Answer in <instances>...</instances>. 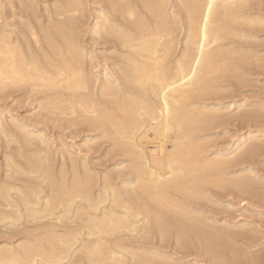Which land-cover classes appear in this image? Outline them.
<instances>
[{"label": "bare ground", "instance_id": "bare-ground-1", "mask_svg": "<svg viewBox=\"0 0 264 264\" xmlns=\"http://www.w3.org/2000/svg\"><path fill=\"white\" fill-rule=\"evenodd\" d=\"M119 1L120 3H122L121 0ZM172 1L174 0H142L141 2L143 3V6H145L144 8H147L148 13L151 15L153 22H150V19H147L145 15L143 16L144 13L142 14L143 17L138 18L139 17L138 15L141 12L139 11L138 13L137 7H134V5L133 6L129 5L130 2H128L129 3L128 5L124 2L122 6V4L121 5L116 4L117 2L116 0L115 3L111 2L112 5L114 4L113 8H115V4H116L117 5L116 11L119 10V13L117 14L121 13L123 18H124L123 15H125L127 17L126 20L128 19L127 24L130 23L132 26H134V28L131 29L132 27L131 25L130 28H126V26L124 27V25L121 23H116L110 27H105L107 23L106 20L109 19V18L107 19V16L102 17V20L98 23V25L95 24V27L97 26L99 32H101L102 31L101 28H103L104 31L108 33V36L113 37L115 40H117L116 42H118V44H120L123 48H125V51L122 48L123 49V52L121 54L122 57L118 54V57L120 56V58H122L121 61L122 64H120L121 66L119 67L117 65L119 67V70L117 67H116L117 70L114 69L116 70L117 73L118 72L121 73L120 77L118 76L119 73L117 75L116 73L111 75V72L114 71V70L110 71L111 68L109 69L108 72L107 70H105L104 72L101 71L103 73L102 79L100 78L101 75L99 76V73L98 75H96L94 72L92 73L91 69H89L91 70L90 72H87L88 70H85L84 68L85 59L83 57L85 55L82 57L83 52H81L83 48L80 49V47L78 48L74 47L73 40L70 41L69 43L65 42L63 44V48L66 44L65 46L67 48L66 51L68 52L69 55L67 54L65 55L66 51L65 49H63L65 52L64 55L60 57L61 58L59 59L60 61L58 60L59 62L57 63L55 61L54 63L56 64L47 67L48 65L45 64L46 62L44 63V65L46 66H42L43 63H39L38 58L37 61L39 65H37L38 63L35 60L37 56L35 57L33 56L35 54L30 53V56L32 57L27 55L30 57L27 58V56L25 57L22 54L23 51L17 52L16 51L17 49H15L17 47V44L15 45L16 47L11 46L9 39H6L7 36L5 37V34L2 35L3 36L2 38H0V85L2 86V84L4 83L20 85V82L32 81L33 83H29L32 85L31 90L33 84H35L36 86L40 85L41 86V87L39 86L40 88L42 87L44 88L43 95H45V92H47L45 89H47L49 95L47 94L48 100L46 102L45 99V102L49 105V108H47L48 105L44 107L46 103H44L45 105H43L42 102L39 103L40 107H42L41 106L42 104L44 108L52 110L51 112L60 111V113L64 115H66L67 113L68 114L73 113V115L78 114L79 116H81L82 119V121L79 122L81 123L83 122L82 124H84V126L88 125L89 123L90 126L91 125L93 126L91 127V129L94 128L95 130L96 127V130L98 132L100 131L99 129H102L104 132L103 133L104 136L102 134L101 136L108 138L110 137L111 139L110 138L109 139L111 141H114L113 143L114 145L111 143L112 146H114V150L113 149L112 150L114 152L128 156L129 158L128 161H130L129 162L130 164L128 166L124 165L126 164L127 160L125 163L123 162L124 164L123 163L122 164L124 165L126 170L129 171V173L133 174L132 176L131 175L127 176V179L122 180L124 184L122 185V183H120V186L113 183L114 181L109 179L110 177L107 178L108 176L107 177L105 176L106 178L103 179L102 184H97L98 183L97 175L94 178L93 177L94 175L92 176L91 172L89 174L88 173L89 171L87 170H86L87 172L83 173L85 169L81 170V172L83 173L81 174L80 171L77 170L79 167L76 165V163H74L76 161L72 160L73 161L72 164L74 163L73 165H76L75 167L76 169H73V173L71 174L72 178H69L68 177L69 173L67 175L65 171L62 173L58 172L62 177V184L60 186L59 183V187H58L55 176H53L52 173L53 172L52 163H54V161L51 159L52 157H50V155H49L50 158L48 156H45L47 151H49L48 153H52L53 151L51 152L49 147H48L49 149L47 148L48 150L45 148L47 150L44 153L45 155L43 154L44 151L42 152V154L45 157L44 156L41 158L33 157L34 160L36 159L38 160L32 162V164H31V159H32L31 156L30 157L31 159L27 163L28 166H26V168L29 167V164H31L30 167L32 168H34V166H36L37 164L38 165L44 164V167L46 166L47 169L45 168L46 170H44L43 172L46 171L47 175H45L43 172L41 173H43L47 177L46 182L44 180L46 185L45 183L39 182V184L42 185L44 184V186L43 187L40 186V188H38L36 184H38L39 180L38 181L36 180L37 183L36 184L34 183L36 187L34 186L35 188L33 190L29 188V191H31L29 195L27 192H25L26 194L24 193V191L21 189L22 187L20 188L22 191L20 190V192H18L19 190L17 189L18 190L17 191L15 189L18 188V185L16 184L15 185L17 187L13 183H12L13 185L10 184L12 187L14 186L12 189L11 186L8 187L9 186L8 182L7 183L4 182L6 183L5 185L2 182L0 183V198L3 199L6 202L5 204L7 205L6 206L5 204H3L4 207H7L9 209L13 208L12 212L11 211L7 212V210L9 211V209L7 210L5 209L6 212H0V222L3 223L9 221V223L10 222L15 223L17 221L24 219L23 220L25 221L24 225L23 226L21 225L23 228L20 229L18 227L19 231L17 230L16 233L22 232L21 235H23V233L25 232L24 234H26V237L25 236L23 237L25 238L24 241L19 242L18 245L13 246L11 243V245L7 244V246L5 245V247L4 246L0 247V264H153V259L157 257V254H160L159 252H157L158 250L157 251L153 250V252H155L156 255L155 253L152 254L150 251H152L153 248H147L148 250L146 251L145 250L146 247H142L139 244L136 245V242L134 240H142V239L148 240L151 238V236L154 235V233L155 234L158 233L156 235H159L162 241L163 240L166 241L165 240L166 237L168 238L167 236L168 229L172 225L176 228V238H177L176 240L178 242L177 243L178 245L184 243L182 241L186 237L188 236L190 237L192 235L199 240L198 241L196 239L198 242L201 241L203 243L201 245L203 246L205 245L203 241H206L209 250L210 248H212L210 252L213 251L214 254L217 253V250L215 252V247H212V244L215 242L213 243L211 242L212 243L211 245L207 243V239L210 238L209 237L210 232L209 233L206 232L207 228L204 227V225L200 224L197 217L194 216L196 213L194 214V212L192 211L193 208L191 207L192 210H190L188 208V204H187L188 202L187 203L183 202L182 198H184V196L185 197L187 196L190 199L192 198L202 199V196L205 193V192L203 193V191L204 190L207 191L208 184H212V185L217 184L216 186H218L219 183L221 184L228 181L229 177L226 178V175L228 176L227 173L230 171L228 170L226 173L224 172V169L226 167V164H228L226 161L230 155L227 157V159L226 156L223 157V153H221L222 156H220L219 153H217V155L215 153L216 156L209 157L210 151L206 152V150L208 149L210 150V148L207 146L208 144H206L208 148L206 149L205 140H204L205 136H203L205 134L204 131L207 130V129L205 130V127H207L210 130L209 124L212 121H214L213 119H215L214 118L215 114L218 115L219 114L218 112L222 113L221 112L222 110L219 108L218 103H216L218 105L217 107L219 108L218 112L216 113L218 108L217 109L214 108L215 106L212 107L213 109L216 110L214 111L212 110V108L209 107L210 104L205 103V101L203 103L202 101L205 100L207 96L209 97V95L212 93V90L216 89L215 87L219 86V83L221 81L220 78L222 79L224 78L222 77L224 76L222 75L223 72L227 71V70L224 71V69H226L228 64H230V66L232 65L231 63L234 62L232 60L236 59L235 62H237V60L239 61L237 63L234 62V64L236 65L242 63L240 61H244L246 59L243 54H240L241 56L238 55L239 52H241V50L238 51L236 48L233 49L231 48V50H228V48H226V46L227 45L229 46V44L231 43V39L229 43L227 42L228 44H226L225 42L226 40L228 41L229 37L231 36L232 38L233 36L234 37L237 36L238 38L236 39H239V37L242 39H246L249 36L251 37L252 34L245 32L243 28L242 29L240 28L241 26L247 28L248 30L249 28L251 29L257 27L258 25L256 24H259V26H261V24L264 25V21L261 20L263 16L261 17L259 15L260 18H258L259 17L258 15L251 14L252 12H254V9L258 7L259 4H261V2H263V0L262 1L261 0H175L176 5L179 6L180 9L181 8L183 9L182 12L184 14V21L186 19L185 22H187V26L185 30L186 33L185 35H183V37L185 36L184 42L182 41H181L182 43L180 42V44H183V46L179 51L180 53H178V55L175 53L178 51V47L180 45L179 44L180 39L178 36L180 35L181 31L179 32V29L180 28L183 29L182 28L183 26L181 27L182 18L180 19L179 13L175 10H172L171 7H169L170 2L171 4L173 3ZM69 2L70 3H65L66 6L65 4H63L62 6L60 5L61 7L59 8L60 10L58 11L60 13L59 15H63V14L66 15L68 13H72V12L74 13L77 11L76 6L78 5V3L74 2L76 4L75 6L72 1ZM125 4L127 5V8ZM108 5L110 4L108 3ZM143 6H140L141 7L140 9H143L142 8ZM253 6L256 7L251 9ZM250 9L252 10L251 13H250L251 11ZM121 14L119 16H121ZM68 15L70 16V14ZM75 19H77V17H75ZM73 20L71 17V19L69 18V20L67 21L68 23H70L69 27L71 28L74 26V25L71 26ZM122 21L124 23V20ZM56 23L58 24L59 21ZM111 23L114 22L111 21ZM234 25H236V27H239L240 25L239 29L235 28ZM246 25L248 26L246 27ZM249 25H251V27ZM252 25L255 27H253ZM60 26H61L60 24H58V26L55 25V31L56 30L59 31L56 27L59 28ZM67 28L68 27L66 28L64 27V30ZM73 29L74 27L72 28V30ZM67 31L69 33L68 29ZM67 31L65 30L66 33ZM40 32H43V30L42 31L39 30V33ZM63 32L60 31L59 33L62 35L60 34L59 35L64 36V38H66V33L64 34ZM182 32L184 33V30ZM44 35H45L44 39H46L47 38L46 32ZM59 35L57 34V36ZM252 37H254L253 39H256L255 36ZM50 40H52L51 41L52 43L53 40L56 39L53 38ZM238 41L240 40H237V43H239ZM48 42L50 43V41ZM244 42H247L248 44V41H244ZM45 43H47L46 40ZM233 43L234 42H232L229 47H231ZM67 44L69 45V47H67L68 46ZM57 45H59V43L54 45L55 49H53L56 50L54 51L55 56H57L56 55L57 50L59 51L62 50V48L59 49L60 47H62L61 46L62 44L59 45L60 47L58 49L56 48ZM78 46H80V44ZM246 48L247 50L251 49L248 47ZM247 50H245L244 52H246ZM60 53H62V51H60ZM249 53H252V51H250ZM43 54L41 53V55ZM253 54H254L253 57L255 58L261 57L259 53L256 56H255V52H253ZM259 58H256L258 59V63L264 60V59L259 60ZM44 61L46 60L44 59ZM47 63L52 64L53 62L48 61ZM239 67H241V65H239L237 68ZM235 68L233 70L234 75L237 73L235 72L236 71ZM113 75L118 77L116 78ZM240 76H241V72H240ZM225 79H227V76L225 77ZM218 80L219 83H217ZM34 88L37 87H33V90ZM218 88L220 90V87ZM221 90H222V86H221ZM41 91L39 90L38 92ZM219 92L220 91H218V93ZM212 96L213 95H210L209 99H211ZM41 99L43 100V98ZM208 101L206 100V102ZM210 101L213 102L212 99ZM251 112L253 113V111ZM71 116L70 118L73 117ZM54 119L55 118H53V120ZM83 119L86 123L87 122L88 123L85 124ZM216 122L211 123L212 128L214 127L213 124H215ZM4 130L5 128H3V132H6L5 135L7 134L8 131H10L7 128L6 131ZM201 132L203 133V135L201 134ZM36 133L34 134L33 130H30L28 132V134L32 137V139L33 136L36 135ZM246 135L242 137L239 142L240 145L239 147H241V149L238 148L240 154H243V152L245 151L242 148V146H245V142L246 141L249 142L248 140L251 141V138L253 137L252 135L250 136H246ZM30 136L28 137L31 139ZM40 136H42V134ZM208 136L206 137V140L209 138ZM10 137L13 138L12 136ZM14 137L16 138L15 135ZM16 140L14 141L13 139L14 142H16ZM28 140L27 142H29ZM94 142L92 140V143ZM254 142L253 144H251V146L254 145ZM17 143H19L18 140ZM238 149L236 151H238ZM32 151L33 150L30 151V154ZM212 151H214V149ZM246 151L250 153L249 150L246 149ZM35 152H39V150L34 151V153ZM220 152H223V150L222 151L220 150ZM252 152H253V148H252ZM206 153L208 154V156ZM235 153L237 154V152ZM39 154L40 156L42 155L41 153ZM232 156L235 157L234 155L231 154L230 157ZM233 157L232 159H234ZM240 157L241 156L239 155V158ZM51 160L53 161L52 163ZM235 160L237 161V159H234V161L232 160L233 161L231 162L232 166H234L233 164ZM239 160H241V158ZM12 161L14 162V160ZM12 161L10 160L8 163L10 162L12 163ZM8 163L6 165L11 164ZM33 163L34 164L36 163V165H34ZM71 165L70 167L73 168L74 166ZM64 167L62 166L63 169L67 170ZM227 167L229 168V166ZM22 168L20 170L24 171L25 166L23 169ZM83 168L85 167L83 166ZM11 170H16V169H11ZM18 170L17 172H19ZM26 170L28 171L29 168H27ZM217 171L219 172L218 174L219 178L217 179L218 175L215 176L213 174L217 180H212L211 178L214 177L212 173L213 172L218 173ZM34 172H33L34 175L32 173L31 176L33 175V178L35 179V177L37 176L36 174L39 172L36 171ZM19 174L20 175L22 174L21 171ZM29 174L30 173H28V175ZM43 174L38 177L42 178V176H44ZM238 174H235V176ZM243 174L245 173L243 172ZM229 176H231V174ZM8 177L9 176H7V178ZM38 177L37 179H39ZM96 177L97 180H95ZM33 178H32V182L34 181ZM43 178L45 179V177ZM30 179L31 178H29V180ZM231 179H232L231 181L233 182L236 179V177L235 178L232 177ZM251 179H253V176L251 177ZM22 181L25 182V179ZM58 182H60V179ZM1 184L5 186L4 187L5 189ZM30 184H28V186ZM242 184L244 183H242L240 179L234 181L233 183V185H235L234 188H236L237 186L239 187V189H242L244 187L242 186ZM222 185L220 186L222 187ZM45 186H48V193L45 195L43 194L42 196L41 193L42 191L45 190L44 188ZM27 188L25 189L27 190ZM14 189L17 191V193H20V196L18 197L20 201L16 197H14L17 196V193L16 195L13 194L12 196L11 194L12 192H10V190H14ZM243 190L241 192H243ZM42 197H44V199ZM41 198L43 199V201L45 200V205L43 208L39 207ZM21 202L24 204L23 208L21 207ZM2 203L1 206H3ZM190 206L192 205L189 204V207ZM24 214L26 215L24 216ZM201 215L199 216L200 218ZM26 216L29 219L25 220ZM169 230H171V228ZM2 232L3 231H1V233ZM232 233L230 232L231 236H234V234L232 235ZM242 233L243 232L241 231V236ZM237 234L238 233H236V235ZM246 234L247 233H243V238L247 237L248 234L247 235ZM215 236L213 234L214 238L211 236V239L220 237V236H216V237ZM231 236L229 238H231ZM234 238L232 240H234ZM133 241L134 243H132ZM250 241H253L252 238L250 239ZM220 242L224 244L223 240ZM257 244L259 245V243ZM252 245L250 246L252 247ZM230 246L228 249H232V247L230 248ZM220 247L222 249L223 246H219L218 247L219 250ZM206 248L205 250L208 249ZM224 249L226 248L224 247L223 250ZM246 249L248 250V248ZM262 249L264 250V248ZM235 250L233 251L235 253L233 254V256L236 255L237 257V254H239V256L241 255L240 257L243 256L244 254L243 252H242L243 254H241V251L240 253H237V251ZM248 254H250L249 250L247 254L245 253V255H247L246 257H249ZM217 255L216 256L212 255V256L213 257L215 256L216 257L215 259H217ZM252 255L254 254H251V256ZM81 256H85V257L81 258ZM222 257L225 258V255ZM261 257H259V259ZM233 258L235 259V257ZM159 259L163 261L164 258L162 259L160 257ZM165 259L164 261H166ZM249 259L247 260V262L250 261L251 264H252L251 259L255 262H258L259 260L256 258V256H252V258L250 260ZM167 260L170 261L171 259L167 258ZM239 260H241V258ZM242 260H241L242 264L247 263L246 260L244 262ZM231 262H233V259L232 261L230 260L229 264H231ZM235 262L232 264H235ZM171 263L172 264L174 263L173 260ZM193 263L195 264V262Z\"/></svg>", "mask_w": 264, "mask_h": 264}, {"label": "rangeland", "instance_id": "rangeland-1", "mask_svg": "<svg viewBox=\"0 0 264 264\" xmlns=\"http://www.w3.org/2000/svg\"><path fill=\"white\" fill-rule=\"evenodd\" d=\"M69 1H72L73 3L74 2L78 3L77 6L75 3H74V5L77 8L79 7L78 9L76 8V10H77L76 12H74V13L72 12L74 15L72 13H68L72 17V20L75 19V17H77V19L73 20L72 24H71V26L74 25L73 26L74 32L72 30L73 27L72 28L69 27L70 23L67 22L69 20V18L71 19V17L68 14L59 15L60 13L58 12L60 10L59 8L65 3H70ZM141 1L142 0H129V1L121 0L122 3H120L119 0H117V2H116V0H112V1L111 0H107V1L106 0H0V36H1L0 38H2L3 37L2 35L5 34V37L7 36L6 39H9L11 46L16 47L15 45L17 44V47L15 48V49H17L16 50L17 52L23 51L22 54L25 57L27 55L30 56V53L35 54V55H33L34 57L37 56L35 58V60L37 61V58H38L39 63H43L42 66L48 65L47 67H50V65L56 64L57 62L60 61L59 60V59H61L60 57H62L64 55V52L67 50V48L65 47L66 44H65L64 48H63V44L65 42L69 43L70 41L73 40L74 47H77V48L80 47V49L83 48V50L81 52H83L82 57L85 55L83 57L85 59V62H84L85 63L84 64L85 70H88L87 72H90L92 70V73L94 72L96 75H98V73H99V76L101 75L100 78L102 79V74H103L102 72H104L105 70H107V72L109 71L110 68H111L110 71H112L114 69L117 70V68L119 70V67L121 66L120 64H122V62H121L122 58H120V56L122 57L121 54L123 52V49L125 51V48H123L120 44H118V42H116L117 40H115L113 37L108 36V33L106 31H104L103 28H101L102 31L99 32V29L97 28V26L95 27V24L98 25V23L102 20V17L107 16V19L108 18L109 19L106 20L107 23H106L105 27H110L113 24L121 23L124 25V27L126 26V28H130L131 24L130 23L127 24V20H128V19L126 20L127 17L125 15H123L124 16V18H123L121 13H120L121 16H119L120 14H117V13H119V10L116 11V6H117L116 4H118V5L122 4V6H123L124 2L127 5L129 4L128 2H130L129 5H132V6L134 5V7H137L138 13H139V11L141 12L140 13L141 15L139 14L138 15L139 17L137 16L138 18H141L145 15V17L147 19H150V22H153L151 15L148 13L147 8H144L145 6H143V3ZM107 2L110 5H108ZM111 2L112 3L116 2L115 8H113L114 4L112 5ZM140 2H141V5H140ZM172 2L175 3V0ZM173 3L171 4V2H170L169 7H171L172 10L177 11L180 15L179 16L180 19L182 18L181 19V21H182L181 27L183 26L182 27L183 29L180 28L179 32L180 31L182 32L184 30V33L180 32V35L178 36L180 39L179 40V44H180L181 41L184 42L185 36L183 37V35H185V33H186L185 30H186L187 22H185L186 19L184 21V14L182 12L183 9L182 8L180 9L179 6L176 5V3L175 4H173ZM263 3H264V0H263V2H261V4H259L258 7L253 6L251 9H253L255 7L256 8L254 9V12H252V10L250 9L251 10L250 13L252 12L251 14H253V15H258V16L260 15L261 17L263 16L262 17L263 19L261 18V20L264 21ZM125 5H124V7H125ZM127 5H126V8H127ZM139 5L143 6L142 7L143 9H140L141 7ZM65 6H66V4H65ZM172 6H173V8H172ZM259 7H260V9H259ZM106 8H107V10H106ZM102 13H104L105 15ZM142 14H143V16H142ZM260 16L258 18H260ZM110 20L114 23H111ZM119 20H121V21H119ZM122 20H124V23ZM58 21H59L58 24H60L61 26L59 28L56 27L59 31H57V30L55 31V25L58 26V24L56 23ZM183 21L186 23V25ZM109 22H110V25H109ZM67 23H68V25H67ZM64 24L67 26H65ZM256 25H258V26L255 27L252 25L255 28H251V29L249 28L248 30H247V28L242 27V26L240 27V25H239V27L241 29L243 28L245 30V32L252 34L251 37L255 36L256 39H253L254 37L251 38L250 36L247 37L249 39L246 38L247 40L242 39L240 37H239V39H236V38H238L237 36H235V37L233 36V38L231 36V37H229L228 41L226 40V42H225L226 44H228L230 42V39H231V43L234 42L233 43L234 46L232 44L231 47H229L231 43L229 44V46L225 45L226 48H228V50H231V48L232 49L236 48L238 51L241 50V52H239L238 55L243 54L246 59L244 61H240L243 64L242 63L236 64L237 66L234 64L236 59L235 60L231 59L234 62H232V63L230 62L232 64L231 66H230V64L227 65L226 69H224V71L225 70H227V71L223 72V74H222V75H224V76H222L224 78L223 79L220 78V80H221L220 83H219V80L217 82V83H219V86H217L215 88L218 90L213 89L214 91L212 90V93L210 94V95H213L211 97L213 102H211L210 101L211 99H209L210 95H209V97L207 96V98H205V100H203V99H202L203 101L201 100L203 103L205 101V103L210 104L209 105L210 108L215 106L214 108L217 109L218 108L217 106L219 105V108L222 110V111L220 110L222 112V113H220V112H218L219 108L217 109V111L212 108V110L216 111V113L217 112L219 113L218 115L215 114V117H214L215 119H213L214 121H212V122L214 123L217 121L219 123L216 122L217 123V124L215 123L216 126H215V124H213L214 127L212 128L211 127L212 122H211L209 124L210 126L208 125L210 130L207 127H205V130L207 129L206 131L203 130L205 134L203 135V133L201 132V134L203 136H205V138L204 137L203 138L205 140L206 149H208L207 146L210 148V150L208 149V150H206V152L210 151L209 157H214L217 155V153H219V155L222 156L221 153H223V157L226 156V159L229 155L231 156V154H232L236 158L233 156L232 157L234 159H237V161L235 160V162L233 164L234 166H232L231 162H233L234 159H232V157H230V156L228 157V159L229 158H231V159H229V160L227 159L226 162L228 164H226L224 172L227 173L228 170L230 171L227 173L228 176L226 175V178H228V177L229 178H228L227 182L218 184V186L223 184L222 187L220 186L221 189H220V187L216 186L217 184H214V185L208 184L207 191L203 189L204 190L203 193L207 192L206 193L207 195L204 193L202 196V199L201 198L190 199L187 196L186 197L184 196V198H182L183 202H185V203L188 202L187 204H188V208L190 210H192V208H193L192 211L194 212V214L196 213L195 215L194 214L193 215L197 217L200 224L204 225V227L207 228L206 232H208V233L210 232L209 233L210 238L207 239V243H209L211 245L213 242H215L212 244V247H215V252L217 250V253L214 254L213 251L210 252L212 248H210V250H209V248L207 247L208 245L206 244V241H203V242L205 243V245L208 249L205 247V245L204 246L201 245L203 243L201 241L198 242L199 240L197 238H195V236H192V235H191L192 237L191 236L186 237L187 239L185 238L182 241L184 243H181V245L180 244L178 245L177 244L178 242L176 240L177 239L176 238V228L172 225V226H170L171 230H169L170 228L168 229V234H167L168 238L166 237V239H165L166 241H164V240L162 241L160 239L159 235H156L158 233H156V234L154 233V235L151 236V238L148 240H144V239L134 240L136 242V245L139 244L142 247H146V249H145L146 251L148 250L147 248H153L152 251H150L152 254L155 253V252H153V250L154 251L158 250L157 252H159L160 254H157L156 258L153 257L154 258L153 264H163V263L164 264H168V263L172 264L171 263L172 260L174 263L178 262L176 264H194L193 262H195V264H217V263L218 264H224V263L229 264L230 260L232 261V259H233V262H231V264H232L236 260H239L240 258H241V260L244 258L242 260L244 262L247 258L251 259L252 256H256L257 259H259V257L262 256L258 260V262H255L251 259L252 264H254V263L255 264L256 263L257 264H264V261H263L264 255H261V254H264V252H263L264 250L262 249V248H264L263 247L264 242H262V241H264V181H263L264 180V60H263L264 59L263 58L264 57V52H263L264 51V30H263L264 25H262V24H261V26H259V24H256ZM247 26L248 25H246V27ZM249 26L251 27V25H249ZM64 27L65 28L68 27L67 29L69 30V33H68L67 29H65L67 31V33L65 32ZM234 27L239 29V27H236V25H234ZM70 28H71V30H70ZM93 28H94V30H93ZM132 28H134V26H132L131 29ZM39 30L40 31L43 30V32L39 33ZM44 31L46 32V34H47L46 37L49 40L47 38L44 39V36H45ZM54 31H55V33H54ZM60 31L61 32L64 31L63 32L64 34L66 33V38H64V36H60V35H62L59 33ZM57 34L58 35L60 34V35L57 36ZM67 34H68V36H67ZM72 35L74 36V39H73ZM52 36H53V38L56 39V40H53V42L56 41L54 43H56V44L59 43V45L62 44L61 45L62 47H60L59 45L56 46L57 49L59 47H60L59 49L62 48V50H60V51H62V53H60V51L57 50V52L59 51L58 54L56 52L57 56H55V53H54V51H56V50H53V49H55L54 45H56V44H54L53 42H52L53 43L52 44L51 43L52 40H50V39H53ZM111 38H113V39H111ZM234 38H235V40H234ZM45 40L47 43H45ZM61 40L64 42H62ZM237 40H240V41H238L239 43H237ZM241 40H243V41H241ZM253 40H254V42H253ZM37 41H39V42H37ZM48 41H50V43ZM57 41H58V43H57ZM244 41H248V44H247V42H244ZM48 43L52 47L49 46ZM259 43H261V44H259ZM79 44H80V46H78ZM120 46H121V48H120ZM182 46H183V44L179 45L178 51L175 54L178 55V53H180L179 51L181 50ZM67 47H69V45ZM246 47L251 48V49L247 50ZM50 48H52V49H50ZM63 49H65V51ZM121 49H122V51H121ZM245 50H247V51L244 52ZM250 51H252V53H249ZM253 52H255V56L259 53V55H261V57L260 58L256 57V58H259V60L262 59L263 61H260V63H258V59L253 57V55H254ZM41 53L42 54L45 53V54L41 55ZM60 54H62V55H60ZM66 54L69 55L67 51L65 52V55ZM118 54L120 55L119 57H118ZM175 54H174V56H175ZM38 55L41 57V59ZM29 56H27V58ZM30 57H32V56H30ZM119 58H120V60H119ZM44 59L46 61H44ZM47 60L49 62L52 61L53 63L52 64L47 63L48 62ZM255 60H256V62H255ZM55 61H56V63H54ZM237 62H239V61L237 60ZM237 62H235V63H237ZM37 63H38V61H37ZM39 63L37 65H39ZM44 63L46 65H44ZM239 65H241V67H243V68H241V67L237 68ZM105 66L109 67V68H106ZM103 68H104V70H103ZM234 68L236 70L235 72H237L238 74L236 73L234 75V72H233ZM89 69H91V70H89ZM116 70H114L115 72L112 71L111 75L115 74V73L117 75L119 72L117 73ZM240 72H241V76H240ZM119 74H118V76L120 77L121 73H119ZM113 76L116 78L118 77L115 75H113ZM226 76H227V79H225ZM222 80H223V82H222ZM24 82H20V85H18V84L13 85V84H9V83H4V84H2V86L0 85L1 86L0 87V121H1V123H0V183L1 182L2 183L8 182L9 183L8 187H10L11 186L10 184H12V183L14 185L16 184V185H18V188H15V189L16 190L18 189L19 190V191L17 190L18 192H20V190L22 189L24 191V193L27 192L28 194L31 192V191H29V188L33 190L36 187V185L38 188H40V186L43 187L44 184L43 185L39 184V182H41V183L46 182L47 177L45 175H47V173H46V171L43 172L44 170L47 169L46 166L44 167V164H42L43 166L40 164L36 165V163L35 164L33 163V164L36 165L37 167L34 166V168H32L30 166H31L32 162H35L36 160H38V159L34 160L33 157H36V158L43 157L45 155L44 153L49 148H50V151L51 152L53 151V152L48 153L49 151H47L45 156L49 157V155H50V157H52L51 159L54 161V163H52L53 161L51 160V163L53 165V167H52V165H51V167H52V171H53L52 172L53 176H55L58 187H59V183H60V186L62 184V177L59 173H62L65 171L67 173V175L69 173L68 177L72 178L71 174L73 173V169H76L75 168L76 165L79 167V168L77 167L78 168L77 170L80 171L81 174L89 171L88 173L90 174V172H91L92 176L94 175L93 176L94 178L97 175L98 180H97V177L95 179L98 182V183L96 182L97 184H102L103 179L108 176L107 178L110 177L109 179L114 181L113 183L120 186V183H122V185L124 184L122 182V180L127 179V176H129V175H131V176L133 175L132 173H129V171L126 170V168L124 167V165L128 166L130 164L129 163L130 161H128V159H129L128 156L113 151L114 146H112V144L114 143V141H111L110 137H109L110 139L108 137H103L104 132L102 129H99L100 130L99 132H102V133H99L96 130V127H95L96 131L94 130V128L91 129V127H93V126L92 125L90 126L88 122H87L88 125L84 126V124H82L83 122L82 123L79 122V121H82L81 116H79L78 114L76 115L75 113H74L75 115H73V113H71L72 116L75 118H73L70 113L69 114L72 118H70L68 113L66 114L67 115V118H66V115L61 114L60 111L59 112L54 111L55 112V114H54V112H51L52 110L47 109V108H49V105L46 103L48 100L47 94L49 95L48 90L45 89L48 93L45 92V95H43L44 94L43 93L44 92L43 87L40 88L41 87L40 85L36 86L35 84H33V87H37V88H34V90H33V87H32V90H31L32 85L29 83H33V82L32 81H27L25 83ZM21 83H24V84H21ZM24 86H26V87H24ZM221 86H222V90H221ZM21 87L22 88L24 87V88L22 89ZM218 87H220V90ZM35 90H37V91H35ZM39 90L40 91L43 90V91L38 92ZM215 90L217 93L215 92ZM25 91H26V93H25ZM218 91H220V92L218 93ZM214 93H216L217 95ZM44 96H45V98H44ZM41 98H43V100ZM45 99H46V102H45ZM215 99H216V101H215ZM206 100L207 101L209 100V101L206 102ZM41 102L43 105H45L44 103H46V105L44 107H46L47 105H48V107L44 108L42 104H41L42 107H40L39 103H41ZM216 103H218V105ZM240 104H242V105H240ZM239 106H241V107L243 106V107L241 108ZM251 111H253V113ZM38 114H39V116H38ZM45 114H48V115H45ZM49 114H51V115H49ZM225 115H227V116H225ZM76 117L78 118V120ZM53 118H55L56 120L55 119L53 120ZM83 121H84V119H83ZM87 123L85 122V124H87ZM81 125H83V126H81ZM3 128H5L4 131H6V128L8 130H10V131L7 130L8 131L7 134L12 136L13 138H11L10 136H8L6 134L8 137V139H7V137L5 135L6 132H3ZM19 129H20V131H19ZM30 130H33L34 134L37 131L36 135H34V134H33L34 136L32 135L33 139L28 134V132ZM18 131H19V133H18ZM24 131H25V133H24ZM40 133L42 134V136H40L41 135ZM101 134L103 136H101ZM14 135L16 136V138L14 137ZM206 135L207 136L209 135L208 136L209 138L207 139L208 141L206 140V137H207ZM245 135L246 136L252 135L253 137L251 138V141L248 140L250 143L246 141L247 143L245 142V146H242V148L245 150L243 152V154H244L243 155V154H240V151H239V149H241V147H239L240 146L239 142H240V139L242 137H244ZM23 136H24V138H23ZM25 136H26V138H25ZM28 136H30L34 142ZM94 136H96V137H94ZM254 136H256V137H254ZM4 137H6V138H4ZM98 137H100V138H98ZM18 138H20V139H18ZM104 138H107L108 140L104 139ZM258 138H260V139H258ZM13 139H14V141L17 139L19 143H17V140H16V142H14ZM26 139L29 142H27ZM92 140H93V142L94 141L95 142L92 143ZM41 141H43V142H41ZM96 142H98V143H96ZM253 142H254V145L257 142L258 147H257V144L255 146L252 145L253 146L252 147L251 144H253ZM28 143L30 144V146ZM206 144H208V145L206 146ZM93 145H95V146H93ZM236 145H238V146H236ZM42 146L44 149L42 148ZM211 147H213V148H211ZM45 148L46 149L48 148V149L46 150ZM236 148L237 149L239 148L238 149L239 152L236 151L237 150ZM252 148H253V152H252ZM213 149H214V151H212ZM215 149H216V151H215ZM219 149L221 151L223 150V152H220ZM234 149H235V152H237V154L234 152ZM246 149L249 150L250 153L248 151H246ZM31 150H33V151L30 154ZM36 150L37 151L39 150V152L34 153V151H36ZM110 151H111V153H110ZM226 151H228V152H226ZM42 152L44 155L42 154ZM245 152H247V153H245ZM37 153L38 154L41 153L42 155L40 156V154L38 155ZM215 153H216V155H215ZM241 153H242V151H241ZM236 155H238V156H236ZM239 155L241 156L240 158L242 161L239 160L240 159ZM31 156H32V159L30 158ZM38 156H40V157H38ZM207 156H208V154H207ZM124 157L125 158L127 157V158L125 159ZM72 158H75L76 160L72 159ZM30 159H31V164H29V167H27V168H29V170L27 171L26 166H28L27 163L30 161ZM10 160L11 161L14 160V162L13 161H12V163L10 162L11 164L8 163ZM72 160L76 161V162H74V163H76V165H73L74 163L72 164V162H73ZM126 160H127V162H126ZM85 162H86V164H85ZM123 162L124 163L126 162V164H124ZM239 162H242V163H239ZM7 163L10 165H6ZM13 163H15V164H13ZM59 164H60V166H59ZM23 165L25 166L26 169L24 168ZM70 165L74 166V167L72 168V167H70ZM15 166H17V167H15ZM20 166H21V168L22 167L24 168V171L20 170L21 169ZM38 166H39V169H38ZM40 166L43 168H41ZM62 166L63 167L65 166L64 168H66L67 170L63 169ZM83 166L85 168H83ZM227 166H229V168ZM6 167L9 169H7ZM30 168H32L33 170ZM59 168L61 169V171ZM11 169H16V170H11ZM120 169L121 170L124 169V170L121 171ZM239 169H240V172H239ZM243 169H245V170H243ZM17 170L19 172H17ZM31 170H32V172H31ZM77 170H75V171H77ZM81 170H84V172L82 173ZM20 171L23 175L19 174ZM34 171L39 172L36 174L37 176L35 177V179L33 178V175L35 173ZM118 171H119V173H118ZM27 172L30 174L28 175ZM41 172H43L45 175ZM243 172L245 174H243ZM13 173H14V175H13ZM32 173H33V175L31 176ZM234 173L235 174L239 173V174L235 176ZM42 174L44 176H42V178L41 177L39 178L38 176H41ZM213 174L216 176L219 174V172L218 173L213 172L212 175ZM230 174H231V176H229ZM122 175H123V177H122ZM7 176H9V177L7 178ZM215 176L211 179L217 180L219 178V175H218L217 179L215 178ZM252 176H253V179H251ZM10 177L12 178V180ZM14 177H15V179H14ZM37 177L39 179H37ZM43 177H45V179ZM58 177L60 179V182H58L59 181ZM99 177L102 178V181H101V178H99ZM232 177L233 178L236 177V179L234 181L240 179L242 181V183H244V184H242V186H244V187L242 189H239V187H237V186H236V188H234L235 187V185H233L234 181L233 182L231 181ZM29 178H31V179L29 180ZM32 178L34 180L33 182H32ZM48 178H49V176H48ZM7 179H9V180H7ZM16 179H17V182H16ZM24 179H25L26 183L24 181H22ZM36 180L37 181L39 180L38 181L39 185L36 184L37 183ZM44 180H45V182H44ZM6 183H4V185ZM28 184H30V185L28 186ZM225 184H226V187H225ZM1 185L3 186V188L5 187L3 184H1ZM45 185H46V183H45ZM24 186H26V187H24ZM13 187H12V189H13ZM25 188H27V190L29 192ZM44 188H45V190H44L45 192L42 191V193H41L42 196H43V194L45 195L48 193V186H45ZM205 189H206V186H205ZM14 190H10V192H12L11 193L12 196H13V194L16 195V193H17V191L15 190L16 191L15 192ZM242 190H243V192H241ZM19 196H20V193H17V196H14V197H16L20 201V199L18 198ZM181 196H183V195H181ZM42 198L44 199V197H42ZM42 198L40 199V205H39V207H41V208H43L45 205V200L43 201ZM185 198H187V199H185ZM191 200H193V201H191ZM1 203L3 205L6 202L0 198V212H6V210L9 208L4 207V205L1 206ZM189 204L192 206L189 207ZM23 206H24V204L21 202V207L23 208ZM194 209L196 210V212ZM10 211L12 212L13 208L9 209V211L7 210V212H10ZM23 211H24V209H23ZM199 214L200 215L202 214L201 218L199 217L200 216ZM25 215L26 214H24V216ZM26 219H29V218L26 216L25 220ZM23 220L24 219L20 220L22 222L17 221L18 223L17 222H15V223L10 222L9 223V221L8 222L6 221V222H3V223H5V224H3L2 222H0V227L2 228V229L0 228V247H3V246L5 247V245L7 246V244L11 245V243L13 246L14 245L16 246V245H18L19 242L24 241L25 238H23V237L24 236L26 237V234H24L25 232L23 233V235H21L22 232L16 233L17 230L19 231L18 227L20 229L23 228L22 226L24 225V222H25ZM19 223H20V225H19ZM205 225H207V226H205ZM8 229H9V231H8ZM1 231H3V232L1 233ZM241 231L243 233H247L248 234V235L246 234L247 237H245V235H244L245 238H243V233L241 236ZM211 232H213V233H211ZM230 232L231 233L234 232V233H232V235L234 234V236H231ZM236 233H238V234L236 235ZM213 234H214V236L215 235L220 236V237L215 236L218 239V241L216 238L213 239L214 238ZM253 234H254V236H253ZM225 235H227V236H225ZM235 235L238 237H236ZM211 236L213 237L212 239H211ZM230 236H231V238H229ZM234 237H236V238H234ZM219 238H220V240H219ZM233 238H234V240H232ZM251 238L253 241H250ZM222 240H223L224 244L220 242ZM235 240H236V242H235ZM134 241L132 243H134ZM145 242H147V243H145ZM219 242H220V244H219ZM232 242H234L235 245ZM151 243H152V245H151ZM228 243H230L231 246ZM257 243H259V245L262 244L263 246L262 245L259 246ZM221 244H223V245H221ZM250 245H252V247ZM219 246H223L222 249L220 247V250H219V248H218ZM229 246H230V248L232 247V249H228ZM249 246L251 247V249ZM254 246H256V247H254ZM224 247L226 249L223 250ZM245 247L248 248V250H249V253H250V254H248L249 257H246L247 255H245V253L246 254L248 253V250ZM205 248L207 250H205ZM233 249L234 250L236 249L235 251H237V253H240V251H241V254L244 253L243 256H245V257H243V256L240 257L241 255L239 256V254H237V257H236V255L233 256V254H235L233 252L234 251ZM253 249L256 251H254ZM213 250H214V248H213ZM229 250H231V251H229ZM246 250H247V252H246ZM218 251H219V254H218ZM260 252H261V254H260ZM251 254H254V255L251 256ZM155 255H156V253H155ZM212 255H215V256L217 255V259H215L216 257L215 256L213 257ZM224 255H225V258L222 257ZM82 257L84 258L85 256H81V258ZM160 257L162 259L166 258L165 259L166 261H164V259H163V261H161V259H159ZM227 257H230V258H227ZM233 257H235L236 260ZM167 258L171 259V260L169 261V260H167ZM237 258H239V259H237ZM82 260H84V259H82ZM241 260L236 261L235 264H240ZM247 260H246V262H247ZM165 262H168V263H165ZM238 262H240V263H238ZM259 262H261V263H259ZM247 263L251 264L250 261H248ZM247 263H245V264H247Z\"/></svg>", "mask_w": 264, "mask_h": 264}]
</instances>
